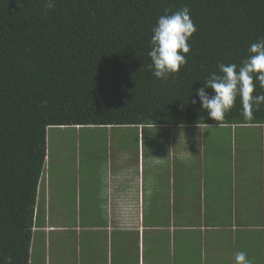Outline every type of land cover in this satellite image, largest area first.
<instances>
[{
    "label": "trees",
    "instance_id": "trees-1",
    "mask_svg": "<svg viewBox=\"0 0 264 264\" xmlns=\"http://www.w3.org/2000/svg\"><path fill=\"white\" fill-rule=\"evenodd\" d=\"M184 7L196 27L187 63L157 79L148 67L152 28ZM259 40L264 0H55L53 9L0 0V264L47 259L44 249L32 252L45 225L47 129L256 127L264 138V103L246 112L237 95L217 122L196 96L219 64L239 70ZM258 75L253 96L264 95Z\"/></svg>",
    "mask_w": 264,
    "mask_h": 264
},
{
    "label": "crops",
    "instance_id": "crops-1",
    "mask_svg": "<svg viewBox=\"0 0 264 264\" xmlns=\"http://www.w3.org/2000/svg\"><path fill=\"white\" fill-rule=\"evenodd\" d=\"M144 131L137 130L135 154L103 151L92 171L77 169L75 224H49V192L56 195L59 183L47 170L45 225L32 243L47 259L38 263L235 264L243 251L251 264H264L263 133L164 132L149 143ZM46 146L49 163L47 135Z\"/></svg>",
    "mask_w": 264,
    "mask_h": 264
},
{
    "label": "clouds",
    "instance_id": "clouds-1",
    "mask_svg": "<svg viewBox=\"0 0 264 264\" xmlns=\"http://www.w3.org/2000/svg\"><path fill=\"white\" fill-rule=\"evenodd\" d=\"M46 9L55 7V0H44ZM196 32V27L190 17L187 7L174 13L160 16L152 28L151 50L148 55L151 64L148 66L157 79H167L171 74L179 72L181 66L187 63L186 54L190 52L189 39ZM249 56L237 70L235 64H219V75L211 74L204 81V87L196 92L203 110L210 119L222 121L237 97L240 96L246 112H250L253 104L264 103V95L253 96L255 85L253 73H259L255 79L264 88V40L252 43L248 49ZM206 89H211L214 95H209ZM195 99L192 103H196ZM4 264H12L8 257ZM235 264H251L245 252L235 255Z\"/></svg>",
    "mask_w": 264,
    "mask_h": 264
},
{
    "label": "rangeland",
    "instance_id": "rangeland-1",
    "mask_svg": "<svg viewBox=\"0 0 264 264\" xmlns=\"http://www.w3.org/2000/svg\"><path fill=\"white\" fill-rule=\"evenodd\" d=\"M260 128L256 127H246L237 128L236 130L228 128H218V127H208L196 129V132H213V133H240L245 132L249 134H256L260 132ZM195 131L189 128H151L144 131L145 137L149 138L148 142L151 143L152 135L164 132H191ZM137 129L134 127H113V128H50L47 129V138L50 139V156L49 163L47 157L45 158V163L43 167V173L41 176L42 183L41 187L44 191L47 183H45V177L47 170L50 169L51 172L57 173V182L59 183L56 187V195H52L49 192V207L48 213L50 215L49 224L55 227L65 226V224H70L71 222L75 224L77 220V213L75 211V199H76V187L75 183L77 175L75 172L80 168L79 173H84L87 171H92L93 167L102 164L101 159L105 156L103 151L110 150H123L131 151L132 154L136 152V138ZM262 135V134H261ZM262 139V138H261ZM146 142V141H145ZM240 141H237V150L240 149L241 153L245 152L243 148L239 145ZM79 178V177H78ZM82 182H85L84 178H81ZM50 182V181H49ZM79 183V181H78ZM52 184V183H49ZM63 188H59L60 186ZM74 187V196L69 193L70 188ZM86 198H82V215L85 216L84 206L88 204L85 203ZM41 206V205H40ZM61 209V211H60ZM57 215H62V219H55ZM83 219V218H82ZM83 224V223H82ZM61 232H55L51 234V237L56 243L61 236ZM57 244V243H56ZM70 260V257H68ZM67 260V261H68ZM39 264L37 261H33V264ZM52 264H57L54 261Z\"/></svg>",
    "mask_w": 264,
    "mask_h": 264
}]
</instances>
